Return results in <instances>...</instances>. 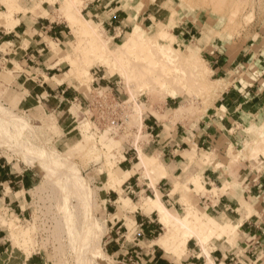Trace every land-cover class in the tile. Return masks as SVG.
Here are the masks:
<instances>
[{
    "label": "rangeland",
    "instance_id": "rangeland-1",
    "mask_svg": "<svg viewBox=\"0 0 264 264\" xmlns=\"http://www.w3.org/2000/svg\"><path fill=\"white\" fill-rule=\"evenodd\" d=\"M86 1L63 0L62 16L70 22L69 17L77 15L80 11L90 19L83 11ZM154 1L156 4L148 5L149 2L145 0H120V5L125 9L131 8L139 12L148 5L149 9L159 10L157 18L148 20L145 26L137 25L140 31L138 38L140 43L134 44L137 45L136 49L135 46L133 48V45L126 43L133 30L116 43L99 23L92 20L93 25L106 40L107 47L110 50L114 49L112 52L114 56L108 52L105 53V50L103 53L102 49L97 48L98 44L97 47L95 44L92 45L96 42L92 40L90 34L79 31L78 28L76 30L70 25L71 41L66 47L62 61L68 63L66 77L72 74L73 67L80 68L78 72L81 77L80 80H76L77 87L90 97L88 106L84 109L73 104L67 113L56 115L52 109L42 108L35 100H28L29 106L22 105L19 101L24 100L23 94H11L7 88L0 87V107L8 116L7 119L0 121V131L3 138L15 149L14 152L0 148V154L6 156L18 169H31L38 177L36 186L30 192V209L27 217L19 220L17 217L6 214L3 218V223L10 234V253L13 259L16 257L18 263L37 254L42 257V264H118L107 253L102 242L107 231L102 209L105 200L103 193L107 191L105 190L108 184L107 175L110 171L116 172L117 163L122 158L125 149L129 147L143 149V145L149 140L142 128L145 111L147 109L154 111L153 107H161L169 97L164 89L156 87L155 82L152 81L150 84L151 79L149 81L148 78L160 77L161 74L164 76V73L166 75L170 72L166 76L172 75L171 80L174 79L175 82H171L174 86L170 87L185 91L186 95L178 97V100L180 105L186 104V108L182 111L177 110V113L175 110L173 116L178 120L182 117L185 119V117H201L207 114L214 107L219 93L228 87H224L221 91L217 88L221 81H214L218 77V74L212 70L214 55L219 54L224 58L232 59L240 52L248 53L247 62L249 64L240 68L239 74L250 79L251 75L258 70L257 60L264 58V0H207L204 5L202 0ZM161 29L167 31V39L171 44V47L167 45L169 48L162 44L160 46L159 42H152L160 37L158 31ZM184 29L188 31L185 32V40H181L175 34H180ZM151 42L154 44L151 45ZM158 44L167 49L160 50L157 47ZM125 45L130 46L131 50L129 48L124 52V48L121 47ZM114 52L116 55L120 54L118 57L124 56L122 58L125 60L121 59L120 63V59L115 57ZM166 52L171 55L168 56ZM129 54L133 56V59ZM101 56H105L106 59L110 57V61L105 59L106 64L103 60L105 57ZM114 57L120 64L134 60V67L130 65L131 62L127 64L132 69L127 65L124 67L125 63L121 66L127 68L124 70L131 78V84L136 82L137 85L135 83L130 86L125 76L120 75L122 67L117 68L119 63L116 64L117 66H114V63V65L111 64V61L117 62L113 61ZM128 57L130 59L126 61ZM197 57H201V60L197 61ZM152 60L155 62L153 67L149 64ZM99 62H104L105 65ZM154 66H157V69ZM150 69L156 71L153 72V76L149 74L152 72ZM196 70H198V75L206 72L199 77L196 75ZM86 71L88 74L85 73ZM95 74L105 76L106 80H103L100 85L94 84ZM148 85H155L153 91L148 90ZM99 106H102L100 108L104 110V113L97 114ZM112 110L113 112L110 113ZM256 116L258 127L251 131L248 141L235 146L230 144L229 147H225L223 153H216L211 149L202 151L199 159L200 166L203 168L211 164L215 165V168H221L223 174H228V178L232 180L231 183L237 185L240 184L242 172L251 169L257 171L256 169L260 166L256 167L254 164L260 165V157L264 159V106H261ZM17 153L28 154L41 160L51 174L50 178L24 164L18 158ZM154 158L160 161L157 156ZM252 160L256 162L252 164ZM135 161L137 162L138 159ZM139 162L140 159L137 163ZM135 168L140 169L142 177L147 176L150 180L148 168L146 170V167L141 164L135 165ZM161 179H158L157 183ZM195 181L202 183L199 175L187 181L175 183L180 189L172 193L174 186L171 194L181 193L182 209L176 211L165 203L172 212L185 215L188 209L186 206L196 209L199 213L206 212L205 207L200 204L201 195L214 194L218 190L215 189L212 192L197 190ZM143 196L142 202L146 196L153 195L148 193ZM133 200L136 202L138 196ZM121 203L123 208L137 209V204H134L132 200L124 205L123 197H121ZM156 213L158 214L157 211ZM158 218L162 224L159 214ZM10 221L15 222L14 229L10 228ZM178 221L172 218L168 226L171 232H182L185 231V227H188L187 225L183 227V223L180 221L181 225ZM162 225L163 228L159 231L161 234L169 231L168 227ZM128 226L131 230L128 239L131 240L135 230L131 223H128ZM98 229L104 232L100 243L104 252L97 247H95L96 250L89 247L92 233ZM237 238L238 233L230 237L214 236L205 244V248L202 247L204 251H209L215 239L226 240L230 245H235ZM185 252L175 250L174 254L180 258Z\"/></svg>",
    "mask_w": 264,
    "mask_h": 264
},
{
    "label": "crops",
    "instance_id": "crops-1",
    "mask_svg": "<svg viewBox=\"0 0 264 264\" xmlns=\"http://www.w3.org/2000/svg\"><path fill=\"white\" fill-rule=\"evenodd\" d=\"M145 1L156 4L154 0ZM62 3L63 0H0V87L11 94H23L24 100L19 101L22 105L29 106L28 100H35L56 115L67 113L73 104L84 109L90 100L76 82L70 83L66 77L68 63L62 58L71 41V27L62 16ZM148 5L137 12L122 7L120 0H87L83 11L118 43L137 25L145 26L159 16V10L149 9ZM186 31L174 34L185 40ZM247 54L240 52L232 59L214 55L212 70L218 74L214 81L231 83L219 93L207 114L176 120L173 116L180 101L170 96L161 107L145 111L142 128L149 140L143 151L157 156L167 175L153 188L148 177H142L140 169L135 168L139 161L137 148L129 147L123 152L116 166L123 181L104 191L102 206L107 227L102 242L118 264H211L195 239L188 241L180 258L154 244L163 228L156 211L123 208L121 203V197H129L140 205L144 194L155 196L159 192L164 203L178 211L182 209L181 193L172 195V188L177 181L197 175L207 192L218 190L201 195L200 204L206 213L238 228L235 245L219 239L212 243L209 253L213 264H264V159L260 157V165L251 161L260 169L242 172L239 185L232 184L221 168L211 164L202 168L199 162L202 151L223 153L230 144L248 141L251 131L258 127L256 115L264 106V58H258V70L249 79L239 74V69L249 64ZM103 80L105 76L95 74L94 84L100 85ZM126 172H130L128 177H124ZM37 178L33 170L18 169L0 154V264H42L37 254L24 262L13 259L9 230L3 223L6 214L19 220L27 217L30 192ZM128 223L135 230L131 240Z\"/></svg>",
    "mask_w": 264,
    "mask_h": 264
},
{
    "label": "bare ground",
    "instance_id": "bare-ground-1",
    "mask_svg": "<svg viewBox=\"0 0 264 264\" xmlns=\"http://www.w3.org/2000/svg\"><path fill=\"white\" fill-rule=\"evenodd\" d=\"M184 0H181V2H183ZM189 1V0H188ZM202 1H204L203 2V5L206 3V1L207 0H202ZM35 6H37V5H35ZM182 6V5H181ZM26 9V8H25ZM31 9V8H30ZM9 15V14H8ZM69 16H71V14L69 15ZM12 17V16H11ZM10 17V18H11ZM2 18V17H1ZM70 18V25L71 26H73V28H76V30H78L79 29V31L81 30V31H84L85 33H88V34H90L91 36H92V38H90V40L92 39V40H94L96 43H93V41H90L91 43H93L92 45H96V47H97V44H98V46L99 47H97V48H99V50H101L102 49V52H103V50H105L104 52L106 53V52H108V54L110 53V54H112L111 56H114V54L112 53L113 52V50H112V48H111V50L107 47V44H106V40L100 35V32H99V30H97V27L96 26H94L93 25V21L92 20H90V19H88V18H86L85 17V15H83L80 11L78 12V14L77 15H72L71 17H69ZM5 21V20H4ZM0 22H3V21H0ZM96 24V23H95ZM78 28V29H77ZM159 32V38L158 39H155V40H153L152 42H159L160 43V46H161V44L162 45H170L169 47H171V44L168 42V40L169 39H167V31H165L164 29L162 30H160V31H158ZM156 35V34H155ZM139 36H140V31H139V27L138 26H136V27H134V29H133V32H132V35L129 37V40H127V45H133V48H134V44L136 43H140V42H138V38H139ZM90 42H89V44H90ZM151 42V43H152ZM154 43H152L151 45H153ZM157 44V43H156ZM155 44V45H156ZM138 45V44H137ZM136 45V46H137ZM149 45H150V43H149ZM150 45V46H151ZM52 46L54 47V49H56L55 48V45L52 43ZM136 46H135V49H136ZM159 46V44L157 45V47H159L160 48V50L161 49H167V48H169L168 46H167V48L164 46V48H163V46L162 47H160ZM95 47V48H96ZM126 47H128V46H126L125 45V47H121L122 49L124 48V52H126V50H128L129 48V50H131V47L129 46L127 49H125ZM89 48H90V45H89ZM96 48V49H97ZM118 48V47H117ZM120 48V49H121ZM159 48H157V50L159 49ZM93 50H95L94 48H93ZM92 50V51H93ZM99 50H96L97 52L99 51ZM134 49H132V51H133ZM91 51V50H90ZM96 51H94V53H96ZM118 51V50H117ZM121 51H123V50H121ZM120 51V52H121ZM149 51H152V50H150L149 49ZM159 51V50H158ZM165 51V50H164ZM103 52V53H104ZM116 52V51H115ZM114 52V53H115ZM124 52H123V54H124ZM129 52V51H128ZM135 52V51H134ZM153 52V51H152ZM159 52H161V51H159ZM163 52V51H162ZM103 53H102V55H103ZM129 53H131L132 54V52L130 51ZM167 53V52H166ZM166 53H165V55H166ZM107 54V55H108ZM118 54L119 53H117V55H116V53H115V57L117 56L118 57ZM131 54H129V56H131ZM168 54V53H167ZM100 55H101V53H100ZM120 55V54H119ZM122 55V54H121ZM133 55H134V53H133ZM169 55H171V54H168V56ZM110 56V55H109ZM127 56H128V53H127ZM127 56H125V57H127ZM167 56V55H166ZM173 56V55H172ZM101 57H105V56H101ZM114 57V60L113 61H117V62H112L111 61V64H113L114 66H117L116 64L117 63H121V59H123V60H125L124 58H122V57H124V56H119L118 57V59H120L119 60V62H118V60L116 59ZM133 56H131L130 58L131 59H133L132 58ZM135 57V56H134ZM137 57V56H136ZM149 57V56H148ZM129 57H128V59L126 60V61H128L129 59H130ZM173 58H174V56H173ZM198 59H197V61L198 60H201L200 58L201 57H197ZM97 59V58H96ZM95 59V60H96ZM98 59H101V58H98ZM105 59H106V57L105 58H103V60L105 61ZM109 61H110V57L109 58H107ZM106 59V60H107ZM135 59V61H136V58H134ZM137 59H138V57H137ZM102 60V59H101ZM170 60V59H169ZM93 62H94V60H92ZM109 61H108V64H110L109 63ZM173 61H174V59H173ZM87 62V61H86ZM89 62V61H88ZM91 62V61H90ZM106 62V64H107V61H105ZM130 62H131V66L133 65V67H134V64H135V62H134V60H130ZM129 61L128 62H122V64H118V66L120 65V67H118L117 66V68L119 69H121V65H123L124 63V67H125V65H127V64H129L130 63ZM132 62H133V64H132ZM138 62H139V60H138ZM138 62H136V63H138ZM169 62H171V61H169ZM99 63H103L104 65H105V63L104 62H99ZM148 63H149V61H148ZM153 63H155L153 60H152V63H151V61H150V63L149 64H151V67H153ZM86 64V63H85ZM89 64V63H88ZM102 64V65H103ZM140 64V63H139ZM139 64H138V66H139ZM144 64V63H143ZM148 64V65H149ZM200 64H201V62H200ZM205 64V63H204ZM91 65V64H90ZM130 65H127V67H129V68H131L130 67ZM137 65V64H136ZM87 66V65H86ZM107 66V65H106ZM141 67H144V65L142 66V65H140ZM150 66V65H149ZM148 66V68H150ZM112 67V66H111ZM164 67V66H163ZM82 68H84V67H82ZM85 68H87V67H85ZM84 68V69H85ZM128 68V69H129ZM145 68H146V65H145ZM154 68L155 69H157V66H154ZM166 68H167V66H166ZM80 69V68H79ZM77 67L75 68V67H73V69H72V74L70 75V76H68L67 77V80L70 82V83H75V82H77L76 80H80V77H81V74L78 72V71H80ZM124 69H126L127 70V68H123L122 67V72L120 73V75L122 74L123 76H125V78H126V81L128 82V84L131 86H133V85H135V83H133V84H131V78H129V76H127V72H125L126 70H124ZM132 69V68H131ZM131 69H130V71H131ZM137 69V68H136ZM135 69V70H136ZM160 69V68H159ZM162 69V68H161ZM163 69H165V68H163ZM206 69H209V68H206ZM87 70V69H86ZM152 72L151 73H149V74H153L154 75V73L156 72L154 69H150ZM150 70H149V72H150ZM154 70V71H153ZM124 71V72H123ZM134 71V70H133ZM137 71V70H136ZM136 71H135V73H136ZM197 71V74L196 75H198V70H196ZM196 71H195V73H196ZM199 71H202V70H199ZM204 71V70H203ZM9 72V71H8ZM88 71H86L85 73H87ZM154 72V73H153ZM161 72H162V70H161ZM206 72V71H205ZM204 72V73H205ZM71 73V72H70ZM78 73L80 74V76L78 77ZM82 73V72H81ZM129 73V72H128ZM134 73V72H133ZM163 73H164V71H163ZM167 73H168V71H167ZM199 73H201V72H199ZM203 73V72H202ZM202 73L200 74V75H198L199 77H202ZM203 73V74H204ZM88 74V73H87ZM90 74V73H89ZM159 74V73H158ZM158 74H156V75H158ZM169 74H170V72H169ZM169 74H166V75H169ZM82 75H84V73L82 74ZM121 75V76H122ZM135 75V74H134ZM150 75V76H151ZM152 75V76H153ZM164 76H166L165 75V73L163 74ZM175 75V74H174ZM89 76V75H88ZM122 76V77H123ZM131 76H132V74H131ZM149 76V75H148ZM164 76H162V74H161V76L159 77V76H155V77H152V78H148L149 79V81H150V79H151V83L148 81V83H150V84H152V81H153V83L155 82V85H156V87L158 86V88H161V90L162 89H164V92H166V94L167 95H169L170 97H174V98H177V97H182V96H185L186 95V93H185V91H183V90H181V89H178V88H173V87H170L172 84H171V82H174V79H172L171 80V76L170 77H164ZM45 78H47V76L45 77ZM53 78V77H52ZM55 78V77H54ZM132 78H134V77H132ZM175 78V77H174ZM56 79V78H55ZM63 79V78H62ZM61 79V80H62ZM135 79H137V78H135ZM135 79H132V80H135ZM177 79V78H176ZM65 80V79H64ZM56 81H57V79H56ZM136 81V80H135ZM138 81V80H137ZM59 81H57V83H58ZM62 82V81H61ZM176 82H177V80H176ZM230 82H231V80L230 81H227V82H225V81H221L220 83H219V85L217 86V88H219V90L221 91V90H223L224 89V87H226V86H229L230 85ZM60 83V82H59ZM169 83V84H168ZM175 83V82H174ZM138 84H139V81H138ZM149 84V85H150ZM167 84L169 85V86H167ZM136 85H137V83H136ZM148 85V90H150V91H153V89L155 88V85H152V86H149ZM176 85V84H175ZM180 85V84H179ZM172 86H174V84L172 85ZM176 87V86H175ZM217 95H218V93H217ZM186 108V104H181L180 105V107H178L177 109H176V113H177V110L178 111H182L183 109H185ZM7 119L8 118V116H7V114H6V112L4 111V109L2 108V107H0V121L1 120H4V119ZM251 138V137H250ZM138 147V146H137ZM0 148H6V149H8V150H10V151H14L15 152V149L13 148V146H12V144L11 143H8L4 138H3V135H2V132L0 131ZM138 150H139V159H140V162L139 163H136L135 165H138V164H141V165H144V167H146V170H147V168H148V170L147 171H149L148 172V174H150V176L152 177H150V185L154 188V187H156V184H157V181H158V179H160V178H163V177H165V175H167V173H166V170H165V167H164V165H163V163L162 162H160V161H158V160H156L155 158H154V156H149V155H147V154H145L144 153V151H143V149H140L139 147L137 148ZM137 150V151H138ZM192 151H194L195 152V150L193 149ZM192 155H193V152H192ZM192 155H191V157H192ZM17 156H18V158L21 160V161H23L24 162V164H26L28 167H30V168H32V169H34L35 171H37V172H39V173H41L43 176H45V177H47V178H50V176H51V174L48 172V170H47V167L45 168V165L43 164V162L41 161V160H39V159H37L36 157H34V156H31V155H28V154H20V153H17ZM167 169V168H166ZM117 172V171H116ZM116 172H114V171H110L109 173H108V184H107V186H106V189L105 190H109V189H114V188H116L117 187V185L118 184H120L122 181H123V179H121V178H119V175L116 173ZM129 173L130 172H126V174H125V176L124 177H128L129 176ZM153 175H157L156 177H154ZM199 179V178H198ZM195 184H196V187H197V190H206V188L204 187V185L202 184V183H200V182H197V181H195ZM177 186H179L178 184H175V187L173 188V192L172 193H175V192H177V190H179L180 188L179 187H177ZM179 188V189H178ZM195 193V192H194ZM99 194V193H98ZM184 197V196H183ZM123 200H124V205H126L127 203H129V201L131 200L129 197H125V198H123ZM188 202V201H187ZM190 203V202H189ZM191 205V204H190ZM137 207V209H139V210H146V211H152V210H155V211H157L158 212V214H159V216H160V220H161V222H162V224H164L166 227H168L169 226V223L172 221V218H175V219H178L179 221L178 222H182L183 223V227L184 226H188V227H185L186 229H185V231H178L177 233L175 232V233H173L174 231H170L169 229V227H168V230L169 231H166L165 233H162L157 239H155L154 241H153V243L154 244H156V245H158V246H160V247H162L166 252H168V253H171V255L173 254V255H175L174 254V251L175 250H180L181 252H184V251H186V249H187V244H188V241L190 240V239H197V241H198V243L199 244H201V246H203L204 248H205V244L210 240V239H212L214 236H217V237H220V236H226V237H230V236H234L236 233H237V229L238 228H236L231 222H219L215 217H213V216H211V215H209L208 213H206V212H204V213H199L196 209H191V208H189V206H186V207H188V209H186L187 211H186V213L187 214H185V215H180V214H175L174 212H172L167 206H166V204L164 203V201L162 200V198H161V195H160V193L159 192H156V195L153 197V196H146L145 198H144V200H143V202L140 204V205H137L136 206ZM191 207V206H190ZM193 208V207H192ZM246 208V207H245ZM248 208V207H247ZM226 215V214H225ZM180 222V224L182 225V223ZM240 223V222H239ZM16 224H15V222L14 221H10L9 222V226H10V228H15L16 226H15ZM184 229V228H183ZM103 234H104V232L103 231H100V229H98L97 231H94L93 233H92V236H91V239H90V241H89V247H91L92 249H95V247H97V248H99V249H101V251H103L104 252V250L102 249V247H101V245H100V243H101V239H102V236H103ZM232 238V237H231ZM234 239V238H233ZM209 244V243H208ZM216 246V245H215ZM203 248V249H204ZM208 248V247H207ZM210 249V248H209ZM96 250V249H95ZM205 250V249H204ZM204 252H207V257H209V262L211 263V264H213V261H212V259L210 258L211 256H210V254L211 253H209V251L207 250V251H204ZM175 257V256H174Z\"/></svg>",
    "mask_w": 264,
    "mask_h": 264
},
{
    "label": "built area",
    "instance_id": "built-area-1",
    "mask_svg": "<svg viewBox=\"0 0 264 264\" xmlns=\"http://www.w3.org/2000/svg\"><path fill=\"white\" fill-rule=\"evenodd\" d=\"M100 107H102V106L97 107L98 108L97 114L104 113V110L102 108H100ZM112 112H113V110L110 113H112Z\"/></svg>",
    "mask_w": 264,
    "mask_h": 264
}]
</instances>
